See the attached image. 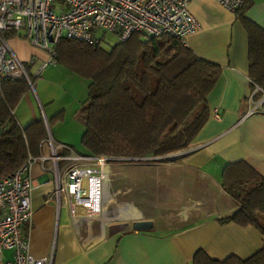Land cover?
Segmentation results:
<instances>
[{"label":"crops","instance_id":"obj_1","mask_svg":"<svg viewBox=\"0 0 264 264\" xmlns=\"http://www.w3.org/2000/svg\"><path fill=\"white\" fill-rule=\"evenodd\" d=\"M246 1L244 16L264 31V0ZM188 10L199 29L185 39L184 47L198 59L221 69L216 86L206 99L207 120L187 151L177 154L175 162L145 168L146 179L129 183L145 187L146 199L157 193L165 197L167 206L170 197L172 203H178V211L181 210L179 206L186 204L194 207L197 215L182 219L180 211L179 220L174 221L161 215L162 211H170L167 207L160 211L153 207L149 212H142L137 205L146 203L148 206L145 198L146 202L138 199L144 191L132 194L127 189L129 202L126 205L140 215L119 219L123 223L118 225L130 227L126 221L132 222L131 225L150 223L148 229L134 232L128 228L119 232L117 225H113L106 231L104 226L94 224L98 229L95 235L92 227L80 235L65 211L62 217L61 210L57 213L51 192L52 176L42 173L41 165L36 163L30 170L34 186L29 204L32 217L21 230L32 258H45L50 264H192L197 251L222 262L231 256L246 260L264 247V237L254 228L222 226L217 222L237 210V205L223 194L219 185L223 166L244 162L264 177V92L254 86L248 76V36L235 20L236 14L220 8L214 0H189ZM7 44L13 55L30 69L36 62L42 64L47 60L46 54L27 42ZM35 97L38 101L36 94ZM41 98L37 103L39 113L28 93L17 104L13 115L19 126L41 119L38 116L41 112L42 120L47 123L42 104L46 106L50 100L44 91H41ZM80 101L81 97L74 102ZM252 110L256 112L249 114ZM49 113V116L55 115L53 109ZM216 113L219 119H215ZM51 138L61 144L58 132ZM107 206L104 203V215ZM153 211L160 214L154 217ZM188 211L191 212L190 208ZM10 254L7 251L4 256L8 258Z\"/></svg>","mask_w":264,"mask_h":264},{"label":"trees","instance_id":"obj_2","mask_svg":"<svg viewBox=\"0 0 264 264\" xmlns=\"http://www.w3.org/2000/svg\"><path fill=\"white\" fill-rule=\"evenodd\" d=\"M247 5L244 0L235 20L248 36L250 82L264 92V31L244 16ZM104 40L101 37L92 48L69 40H59L54 47V65L88 82L87 99L78 114L81 155L154 162L187 151L207 120L206 99L221 75L220 67L164 36L146 42L133 34L108 48L102 46ZM27 91L24 79L0 82V180L29 157H38L47 137L42 119L21 127L14 118ZM220 172L221 190L237 210L217 222L251 227L264 237V177L244 162L226 164ZM191 261L264 264V247L246 260L231 256L219 262L197 251Z\"/></svg>","mask_w":264,"mask_h":264},{"label":"built area","instance_id":"obj_3","mask_svg":"<svg viewBox=\"0 0 264 264\" xmlns=\"http://www.w3.org/2000/svg\"><path fill=\"white\" fill-rule=\"evenodd\" d=\"M220 8L236 14L244 0H214ZM52 0H0V82L24 79L30 74L11 52L5 35L18 36L32 48L46 54L47 60L32 73L38 78L46 65H54V47L59 40L79 42L89 47L101 43L98 32L124 42L133 34L144 41L168 37L180 42L197 32L199 26L188 10L189 0H63L56 11ZM252 110L249 114L255 113ZM215 119H219L216 113ZM49 155L28 158L18 170L0 180V264H50L48 259L29 256V245L22 228L32 217L30 193L31 166L39 163L44 174L53 179L57 213L63 208L77 234L90 227L107 225L102 221L104 198L102 181L108 180L109 162L104 156H87L72 152L70 147L52 141L44 120ZM48 164L45 167V164ZM11 254L7 258L5 252Z\"/></svg>","mask_w":264,"mask_h":264},{"label":"rangeland","instance_id":"obj_4","mask_svg":"<svg viewBox=\"0 0 264 264\" xmlns=\"http://www.w3.org/2000/svg\"><path fill=\"white\" fill-rule=\"evenodd\" d=\"M63 0H52V9L57 14L58 7L60 6V3ZM99 36L103 37L105 40L102 43V46L105 48H108L109 46L115 44L116 39L113 38V36L104 34L103 32H98ZM10 46L12 44H15V42H26L22 38L18 36H13L7 41ZM26 68H28V64H24ZM38 62L33 65L34 67L32 69H28V72L30 74V83H28L29 91L28 94L30 97L36 102L37 107V113L40 111V107L37 104L39 100L42 101L41 98V91H44L47 96L49 97V102L45 106L43 105V108L45 110V113L47 116L46 120L49 123V132L50 134L54 135V132H58V134L61 136L60 141L61 144L66 145L72 149L73 153L81 154L82 148L80 146V138L83 132V127L80 122L79 118V110L81 106L83 105L84 101L87 98V85L88 82L86 80L81 79V77H77L74 73L71 71H67L62 65H46V67L42 70L38 78H33L32 73L39 67ZM36 96H38L36 101ZM81 101L74 102L75 99L80 98ZM42 103V102H41ZM40 103V104H41ZM55 111V115L49 116V111L52 110ZM47 110V111H46ZM42 112L38 115L42 119ZM72 147V148H71ZM50 151L45 148V146L42 148V155H49ZM177 159V155L162 158V159H156L154 162H150V160L147 162H109V170H108V182L104 181L102 184V187L104 185L105 188L102 192V196L104 198V203L107 206L106 208V219L109 222H107V225L104 226L105 230H109V227H112L113 225H118L120 223H123V221H120L124 219L129 218H135L139 216L140 214L137 213L138 211L135 210L133 207L126 205V202L128 200V192H133L132 194H135L134 192L138 190V192H143V196L138 195L139 201L146 202L144 198L146 197V189L145 187H140L138 185L131 184L130 181H136L141 180L146 177V173L144 172L145 168H151L153 166H156L161 163H172L175 162ZM146 179V178H145ZM106 183H108L106 185ZM108 186V188H107ZM133 188L131 191H129V188ZM140 187V189L138 188ZM108 192H107V189ZM120 190V192H117V190ZM128 189V192H127ZM127 194V195H125ZM148 196V195H147ZM142 198V199H141ZM146 199V198H145ZM169 202L167 206H165V197L158 196L157 193L153 194V198L148 197L147 204L142 203L138 204V208L141 209L142 212H149V210H152L153 207L157 208V211H160L163 209V207L166 209V207L170 211H162L161 215L164 216V218H168L170 220H179V215L181 211V218L186 219L189 216H196L197 213L194 210V207H189L188 205H181L179 206L181 208L180 211H178V203L170 201V197L168 198ZM175 199V198H174ZM177 199H175L176 201ZM174 201V200H173ZM126 205V206H125ZM153 205V206H152ZM152 206V207H151ZM187 208V209H186ZM190 208V211L189 210ZM118 210V211H117ZM65 210L61 209V217L64 215ZM154 212V211H153ZM155 216L157 217L160 212H154ZM153 215V214H152ZM104 216V214H103ZM125 223H129L131 225L132 222L126 221ZM96 225H93L92 234L95 235L98 231L96 228Z\"/></svg>","mask_w":264,"mask_h":264},{"label":"water","instance_id":"obj_5","mask_svg":"<svg viewBox=\"0 0 264 264\" xmlns=\"http://www.w3.org/2000/svg\"><path fill=\"white\" fill-rule=\"evenodd\" d=\"M116 227H118L117 229L119 230V232H124L126 231L128 228L131 231L134 232H139V231H144L146 229H148L150 227V223H143V222H135L132 225H130V227L123 225H117ZM115 227V229H116Z\"/></svg>","mask_w":264,"mask_h":264},{"label":"bare ground","instance_id":"obj_6","mask_svg":"<svg viewBox=\"0 0 264 264\" xmlns=\"http://www.w3.org/2000/svg\"><path fill=\"white\" fill-rule=\"evenodd\" d=\"M103 182H104V181H102V184H103ZM103 188H105L104 185H103V187L101 188L102 192L104 191ZM104 192H105V191H104ZM102 195H103V194H102ZM101 218H102V221H104V218L106 219V215L102 216ZM119 219H121V218H119Z\"/></svg>","mask_w":264,"mask_h":264}]
</instances>
